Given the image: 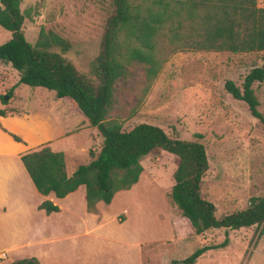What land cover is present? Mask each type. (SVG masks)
<instances>
[{"label":"rangeland","instance_id":"1","mask_svg":"<svg viewBox=\"0 0 264 264\" xmlns=\"http://www.w3.org/2000/svg\"><path fill=\"white\" fill-rule=\"evenodd\" d=\"M256 5L264 7V0H256ZM19 8L28 9L30 14L21 24L27 42L35 41L39 29L54 32L68 43V49L62 53L65 59L77 72L94 81L89 70L99 51L106 19L112 12L110 0H21ZM8 37L9 32L0 26V43ZM254 66L264 68V51L181 50L166 55L150 81L145 79L143 68L133 64L130 73L115 84L118 120L146 119L169 132L172 130L180 139H197L203 144L211 165L200 184V194L214 204L217 217L244 208L252 196H264V126L249 114L245 103L232 98L223 88L225 80L240 87L243 76ZM13 70L0 62V95L11 90L4 103L5 111L17 110L20 106L34 109L53 101L51 97L57 99L52 90L22 84L18 90L21 98L13 101V85H9L15 77ZM251 87L258 101L257 109L264 118V78L253 82ZM73 116L76 123L82 120L78 114ZM89 131L82 128L78 132L77 148L85 144ZM88 140L92 141L85 151L95 154L100 146L99 133L95 130V135L90 134ZM75 159L78 164L87 162L82 152ZM140 164L142 171L128 191L127 199H118L116 195L115 203L101 205L105 218L115 213V220L122 221L126 216L121 207L126 205L138 219L122 227L105 221L100 233L132 241L157 239L155 244L144 245L160 250L164 264H179L178 260L194 248L219 243L226 235L227 245L206 250L194 264H264V223L257 227L210 229L194 235L168 197L175 156L153 148L140 159ZM79 193L75 194L76 201L69 212L73 211L80 219L84 213ZM28 196L20 208L24 211L19 223L20 234L0 238V251L6 254L0 264L18 260L14 255L25 251L16 249L27 234L22 229L23 223L37 228L35 236L34 230L30 232L34 238L42 237L39 228L48 223V217L32 207L37 198ZM37 247L33 245L32 249ZM50 254L49 259L56 257Z\"/></svg>","mask_w":264,"mask_h":264},{"label":"trees","instance_id":"2","mask_svg":"<svg viewBox=\"0 0 264 264\" xmlns=\"http://www.w3.org/2000/svg\"><path fill=\"white\" fill-rule=\"evenodd\" d=\"M20 2L0 0V26L9 32L0 43V62L17 72V84L52 90L57 99L69 102V109L100 135L98 151L70 174L65 172L61 151L38 146L22 152L20 162L38 193L62 198L82 185L85 209L93 212L96 202L109 203L115 192L129 189L142 171L140 159L160 148L176 158L168 197L192 234L264 223V196H252L244 208L215 216L214 204L200 194V184L211 165L203 144L197 139H180L172 130L146 119L118 120L115 95V84L130 73L133 64L140 65L150 81L166 55L176 51H264V7H258L256 0H110L112 12L89 70L92 81L65 59L62 53L68 43L54 32L39 29L32 44L26 41L21 24L30 14L28 9L20 10ZM263 78L264 68L254 66L243 76L240 87L225 80L223 88L245 103L249 114L264 126L251 87ZM10 91L5 93L8 97ZM0 101L6 102L3 94ZM5 113L0 108V116ZM37 208L46 214L58 210L47 199ZM227 242L225 235L219 243L198 246L178 263L194 264L206 250ZM10 264L38 262L30 257Z\"/></svg>","mask_w":264,"mask_h":264},{"label":"crops","instance_id":"3","mask_svg":"<svg viewBox=\"0 0 264 264\" xmlns=\"http://www.w3.org/2000/svg\"><path fill=\"white\" fill-rule=\"evenodd\" d=\"M13 71L15 77L9 85H13V97H15L13 101L17 102V99L21 98L18 90L22 84L16 83L18 75L15 70ZM51 98L53 101L45 102L41 107L28 109L26 106H20L17 110L6 111L0 116V238H10L20 234L19 223L24 213L20 208L31 194L37 198V201L32 203V207L44 213L45 217H48V223L39 228L42 237L36 238L33 236L37 228L23 223L22 229L27 234H24L26 236L24 242L16 249L25 251L15 254V259L34 257L39 264H164V254H160V250L158 252L154 247L144 245L155 244L158 242L157 239L143 238L132 241L127 237L118 238L100 233L105 221L122 227L138 219L135 214L133 215L130 207L126 205L121 207L126 217L118 222L115 220V213L109 216L110 218L104 217L101 208L103 202L98 201L95 204V211L99 213L88 212L85 209L82 185L62 198H56L52 193L42 195L36 191L20 162L19 155L38 146L61 151L65 172L70 174L78 165L75 163L78 152L84 153L86 161L89 160V154L85 149L92 141L88 140L89 135H95L96 130L95 127L88 126L80 114L69 109V102ZM4 105L0 102L1 109H4ZM76 114L82 117L78 123L72 119ZM82 128H88L90 131L85 144L77 148V136ZM11 134L16 135L19 140H14ZM80 187H83V191ZM130 188L115 192L108 204L115 203L116 195L118 199H127ZM77 191H80L79 198L83 200L81 210L84 215L80 219L73 211L69 212L70 206L76 201ZM44 199L57 205L58 210L46 214L42 209H38V203ZM32 230L34 235L30 234ZM33 245L38 246L40 250L38 247L33 250ZM0 253L4 254L3 258L6 257L3 250ZM50 253L56 257L49 259Z\"/></svg>","mask_w":264,"mask_h":264},{"label":"built area","instance_id":"4","mask_svg":"<svg viewBox=\"0 0 264 264\" xmlns=\"http://www.w3.org/2000/svg\"><path fill=\"white\" fill-rule=\"evenodd\" d=\"M4 257V254L3 253H0V258H3Z\"/></svg>","mask_w":264,"mask_h":264},{"label":"water","instance_id":"5","mask_svg":"<svg viewBox=\"0 0 264 264\" xmlns=\"http://www.w3.org/2000/svg\"><path fill=\"white\" fill-rule=\"evenodd\" d=\"M3 98H4V99H7V95H3Z\"/></svg>","mask_w":264,"mask_h":264}]
</instances>
